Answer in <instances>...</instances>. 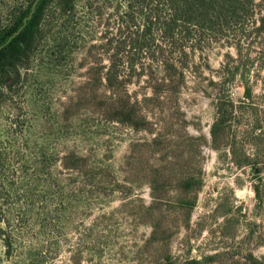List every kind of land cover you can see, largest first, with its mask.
I'll use <instances>...</instances> for the list:
<instances>
[{"label":"rangeland","instance_id":"obj_1","mask_svg":"<svg viewBox=\"0 0 264 264\" xmlns=\"http://www.w3.org/2000/svg\"><path fill=\"white\" fill-rule=\"evenodd\" d=\"M165 3L52 8L0 82V264H264V0L174 41L146 32ZM34 4L0 0V37Z\"/></svg>","mask_w":264,"mask_h":264},{"label":"trees","instance_id":"obj_2","mask_svg":"<svg viewBox=\"0 0 264 264\" xmlns=\"http://www.w3.org/2000/svg\"><path fill=\"white\" fill-rule=\"evenodd\" d=\"M138 1V0H134ZM166 5V13L168 18L162 20L157 14L158 18L155 22L149 21L146 25V32L151 31L155 25L159 26V29L164 31L163 35L168 40H175V32H185V37L191 36V27L194 25L205 26L210 23L207 16L214 13L216 0H164ZM221 1V0H218ZM225 4L230 0H222ZM237 2L238 0H234ZM55 8L61 13V16L71 14L75 9V0H35V4L32 8L28 9L22 17H19L14 26L9 29L5 34L0 37V82H5L14 74L16 79L20 78L21 68L26 67V62L35 54L37 46L40 40L41 32L46 23V17L50 9ZM133 5H129L128 9H132ZM154 16V12H162L161 9L150 8L149 5L144 7ZM211 22V26H212ZM123 44H127L126 40H123ZM128 46V45H127ZM167 64L170 61H164ZM167 71H178L173 63L166 65ZM117 72L114 74V76ZM182 76V71L179 73ZM110 81V78H109ZM182 81V78H181ZM111 82V81H110ZM246 95L248 96L250 90L246 88ZM130 109L127 110V116L133 115L136 111V103H130L128 105ZM223 108L218 107L217 119L212 125L211 135L213 143L217 142L218 131L224 126L226 122V116L223 113ZM145 120V118H144ZM135 128V127H134ZM138 130V129H136ZM155 142V141H154ZM238 166H241L238 164ZM156 182V181H154ZM202 184V181L192 177L191 179L181 180L178 183V188L183 192H188L192 188H197ZM151 189L155 190L154 184L150 183ZM194 188V190H195ZM182 206H187L191 209L193 204L191 202H181ZM250 264H260L257 260L250 257ZM187 264H200L197 260H192Z\"/></svg>","mask_w":264,"mask_h":264}]
</instances>
